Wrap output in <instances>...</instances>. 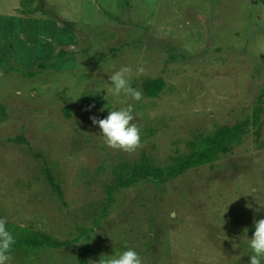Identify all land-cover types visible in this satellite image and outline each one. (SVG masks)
<instances>
[{
  "label": "rangeland",
  "instance_id": "1",
  "mask_svg": "<svg viewBox=\"0 0 264 264\" xmlns=\"http://www.w3.org/2000/svg\"><path fill=\"white\" fill-rule=\"evenodd\" d=\"M38 3L0 0V218L15 240L57 245L22 244L10 261L79 264L83 249L99 264L132 248L144 264H249L244 229L264 219L261 1L43 0L52 15ZM122 66L140 101L107 91ZM127 104L141 127L131 154L89 119ZM236 125L212 163L148 173Z\"/></svg>",
  "mask_w": 264,
  "mask_h": 264
},
{
  "label": "clouds",
  "instance_id": "2",
  "mask_svg": "<svg viewBox=\"0 0 264 264\" xmlns=\"http://www.w3.org/2000/svg\"><path fill=\"white\" fill-rule=\"evenodd\" d=\"M145 69L137 67L135 75H143ZM133 69L131 66H122L119 70L114 71L109 77L110 92L114 97L119 98L121 95L130 98L133 101H140L143 98L142 91L131 85ZM98 93V92H97ZM125 103V101H120ZM94 107L90 105L89 109ZM89 119L94 125H98L105 145L111 149L120 150L126 153H135L142 147L141 127L134 121L133 104H127L118 110H110L104 119H98L90 116ZM7 219L0 218V264H8L12 259L13 246L16 241L12 233L6 227ZM255 231L251 239H247V229H244L245 239L249 243L251 254L249 255V264H261L264 261V219H259L254 223ZM127 248V245H125ZM99 264H144L143 258L132 248L118 253L108 258L100 259Z\"/></svg>",
  "mask_w": 264,
  "mask_h": 264
},
{
  "label": "trees",
  "instance_id": "3",
  "mask_svg": "<svg viewBox=\"0 0 264 264\" xmlns=\"http://www.w3.org/2000/svg\"><path fill=\"white\" fill-rule=\"evenodd\" d=\"M264 6V0H260ZM43 0H39V3L31 10V12L40 11L42 14H50L51 11H46V9L41 5ZM63 53V51H60ZM47 66H52V64L47 65L46 63H40L38 68H46ZM12 70L13 67H10ZM165 86V81L161 78L151 79L144 82V91L147 97H155L157 94L163 89ZM68 108V107H67ZM66 108V109H67ZM238 129L239 127L232 126V127H223L220 128L209 140L205 142L207 147H202L200 149L193 150L188 152L180 157L176 158L175 162L172 163L170 166L166 167L164 171L154 168V167H147L148 173L151 174L153 177L158 179L160 183L168 180L169 178L175 177L178 174L184 172L185 170L200 166L206 163H212L215 157L218 155L220 151H226L228 143L236 140L238 138ZM16 243L13 246L14 248H18L22 244H33L39 245L45 243L40 239L36 240H15ZM45 244L49 246L57 245L54 242L47 241ZM78 263L79 264H86V257L84 254L83 249H81L78 253ZM264 264V263H263Z\"/></svg>",
  "mask_w": 264,
  "mask_h": 264
},
{
  "label": "crops",
  "instance_id": "4",
  "mask_svg": "<svg viewBox=\"0 0 264 264\" xmlns=\"http://www.w3.org/2000/svg\"><path fill=\"white\" fill-rule=\"evenodd\" d=\"M13 263H14L13 261L8 262V264H13Z\"/></svg>",
  "mask_w": 264,
  "mask_h": 264
}]
</instances>
